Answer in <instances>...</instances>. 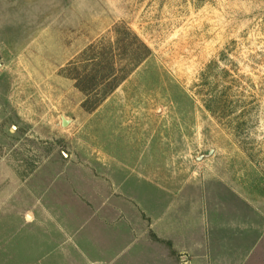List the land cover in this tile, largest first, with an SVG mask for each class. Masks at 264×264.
I'll return each instance as SVG.
<instances>
[{"label": "rangeland", "instance_id": "obj_1", "mask_svg": "<svg viewBox=\"0 0 264 264\" xmlns=\"http://www.w3.org/2000/svg\"><path fill=\"white\" fill-rule=\"evenodd\" d=\"M117 23L152 54L87 111L66 67ZM185 184L205 245L210 201L237 239H155ZM0 264H264V0H0Z\"/></svg>", "mask_w": 264, "mask_h": 264}, {"label": "trees", "instance_id": "obj_2", "mask_svg": "<svg viewBox=\"0 0 264 264\" xmlns=\"http://www.w3.org/2000/svg\"><path fill=\"white\" fill-rule=\"evenodd\" d=\"M112 31L113 35L109 39L101 38L87 46L80 54L79 63L72 61L66 67L68 75L85 95L82 105L87 111L98 108L152 54L147 42L126 24L117 23ZM217 65L218 61L212 60L201 71V83L206 85L201 86L198 93L202 94L203 89L209 91L203 99L206 109L232 119L237 101L230 99L226 90L219 89L218 79L213 85H208ZM218 71L223 77L231 74L226 68ZM242 125L243 121L236 119L234 128L239 130ZM154 236L155 239L162 240Z\"/></svg>", "mask_w": 264, "mask_h": 264}, {"label": "crops", "instance_id": "obj_3", "mask_svg": "<svg viewBox=\"0 0 264 264\" xmlns=\"http://www.w3.org/2000/svg\"><path fill=\"white\" fill-rule=\"evenodd\" d=\"M126 182L129 183V180L126 179ZM126 183V184H127ZM141 191H165L167 190L166 186L161 185L160 183L156 187H149L147 185H141ZM169 190V189H168ZM191 190V187L187 184L181 186V194L179 196V201L177 203L169 202L170 204L166 206L164 211H160L161 207L157 208V212L154 213L152 209L150 208L151 214L155 217H153L152 221V228L153 233L159 237L160 239L164 240L165 242L171 243L173 242V245L175 248H179V252L182 249H187V247H193V248H205L210 247L213 248L215 245L217 246V242L215 240V234L221 233V236L223 234H226V238L230 240H235L238 237V234L236 235L233 233H228L224 231H219L223 227V229L229 227L230 229H233L235 227H239L238 221H231L228 223H224L223 225L219 222H216L214 220L215 211L219 210L216 209V207L213 205V203L210 201L207 203V206L205 207V210L207 212V224H205L203 227L205 231L207 230L208 238L207 243L205 245L202 235H199V229L200 224L197 220V207L194 205L192 206L190 195L187 194ZM155 199V198H154ZM153 201V199H152ZM158 201H161L158 199ZM146 204V203H145ZM225 210V207L224 209ZM223 210L221 212H223ZM228 212L234 213V211L231 209ZM238 213V211H237ZM253 226H255L253 224ZM218 228V229H217ZM255 232V230H254ZM228 233V234H227ZM236 235V236H235ZM215 238V239H214ZM205 246V247H204ZM204 256L205 254L202 252L201 254ZM212 257V256H211Z\"/></svg>", "mask_w": 264, "mask_h": 264}, {"label": "water", "instance_id": "obj_4", "mask_svg": "<svg viewBox=\"0 0 264 264\" xmlns=\"http://www.w3.org/2000/svg\"><path fill=\"white\" fill-rule=\"evenodd\" d=\"M63 120H64L63 123L66 124L67 123V119H63Z\"/></svg>", "mask_w": 264, "mask_h": 264}]
</instances>
